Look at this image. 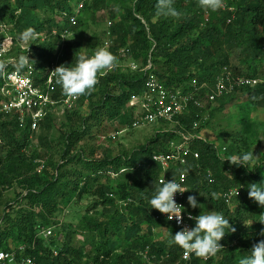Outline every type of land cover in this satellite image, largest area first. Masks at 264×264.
<instances>
[{"label": "trees", "instance_id": "16d2710c", "mask_svg": "<svg viewBox=\"0 0 264 264\" xmlns=\"http://www.w3.org/2000/svg\"><path fill=\"white\" fill-rule=\"evenodd\" d=\"M79 2L84 3L85 18L79 16L77 25L71 27L63 14L69 15ZM226 4L232 11H208L205 20L207 10L199 6L198 0H175L174 6L181 12L179 18L161 15L156 0H0V38H12L9 55L15 58L19 70L23 69L20 58L28 52L17 44L28 39L31 63L57 62V67H74L80 55H93L100 42L89 39L83 54L79 42L65 40L58 45L59 35L76 31L95 15L109 11L106 19L114 39L108 50L117 62L129 60L143 67L150 61L168 89L183 93L192 91L193 80L197 86H211L226 68L232 77L243 76L260 83L236 87L214 104L222 108L225 100L238 98L245 108L264 111V0H227ZM28 29L33 31L27 38L22 37ZM52 31L58 35L52 36ZM36 34L46 36L45 41L33 39ZM126 46L129 53L119 56V49ZM54 53H61V57L56 59ZM143 82V73L130 70L121 74L116 69L98 77L94 89L81 95L72 111L64 112L69 122L78 120V128H61L60 135L53 139L52 115L39 124L41 133L33 138L44 155L32 148L27 121L21 125L16 116L0 113V251L24 245L25 256L31 257L34 264H144L140 253L148 248L150 264H183L179 261L182 248L171 242L174 227L165 220H156L161 213L151 209L149 203L160 181L175 179L179 170H186L190 190L183 201L185 211L196 215L221 212L235 229L225 230L220 241L223 249L205 264H238L255 243L264 240V207L248 195L249 185L264 183V131L263 140H255L257 133L250 132L252 123L248 119H242L244 131L252 136L253 154L258 159L247 167L233 165L232 158L252 151L250 147L243 150L236 142H223L225 146L217 147L204 139L190 146L198 153L197 160L189 158L186 166H172L162 173L152 156L168 153L169 145L180 140L176 128L161 131L167 127L163 122L151 141L130 154L90 160L72 153L88 132L87 121L96 119L100 126V118L105 117L132 129L133 109L128 103L131 96L142 92ZM54 83L52 98L59 100L65 93L57 77ZM204 95L198 94L202 100ZM85 105L89 115L82 117L75 109ZM216 109L213 105L209 118ZM200 112L191 106L180 115L177 121L181 128L176 126L177 131H190L194 121H199L196 115ZM207 123H200L197 132L201 134ZM55 144L61 163L52 158ZM38 161H44L41 172H37ZM73 161L78 168L68 169ZM234 188L239 189V195L232 197L228 205L223 195ZM7 191L13 192L12 200L5 196ZM189 195L197 197L201 208L187 204ZM88 198L91 202L82 207L78 225L54 221L61 208L72 204L77 207ZM46 228H52L51 237H36ZM199 262L195 255L192 263Z\"/></svg>", "mask_w": 264, "mask_h": 264}, {"label": "built area", "instance_id": "2783aa9c", "mask_svg": "<svg viewBox=\"0 0 264 264\" xmlns=\"http://www.w3.org/2000/svg\"><path fill=\"white\" fill-rule=\"evenodd\" d=\"M226 1L227 0H225V3ZM83 4V2H79L72 7V12L69 15L63 14V17L66 18L71 27L77 25V19L81 16ZM220 11H232V8L228 7L226 4V7ZM208 13L209 12L206 11L205 20ZM227 22L229 23L230 20ZM110 26L111 24H108L101 46L106 49L110 48L114 39L109 30ZM51 35L56 36L58 33L57 31H52ZM68 35L69 32L66 31L61 33L59 35L60 43L58 45L68 40ZM42 37L43 36L36 34L33 39H40ZM44 37L46 39V36ZM45 39L43 41H45ZM27 41L28 40L21 43L26 44ZM12 47L13 40L11 37L6 36L0 38V63H2L0 70V98L2 99L0 103V113L16 116L21 125L27 121L31 131L30 139L33 140L34 134L39 130V124L48 115H51L55 108H61L63 112L72 111L77 106L81 95L70 96L65 94V96L59 100L53 99L52 94L55 90L54 79L56 76L52 71L57 67V62L45 64L38 63L40 65L38 68V64L28 61L23 65V69L19 70L15 58L9 55V53L12 52ZM20 49L27 50L28 53L26 56L28 58L30 49L27 47L22 48L21 46ZM128 53L129 48L127 46L118 51V55L121 57H125ZM54 56L58 59V57H61V53L55 54ZM9 67H11L12 70ZM127 67L131 71H138L144 75L142 92L131 96L128 103V106L133 109L134 121L132 127L136 129L140 126L159 125L160 122H163L166 126H171V129L176 128L175 132L178 133L180 137L179 142H172L169 145L171 149H169L168 153H160L152 156V161L160 165L162 173L167 172L172 166H178L179 168L186 166L189 158L198 159V153L191 149L190 146L197 140H204L197 131L200 127V123L208 120L209 111L217 98L229 95L236 87H252L260 83L257 79L243 76L232 77L230 72L226 68H223L211 86H207L206 84L197 86V81L193 80L191 82L192 91L183 93L180 89H168L155 74V69L150 61H147V64L143 67H140L134 62H131ZM103 76L104 75H97V80L98 77ZM200 92L205 93V99L202 100L198 96ZM191 106L201 111L196 115L199 121H194L190 131L184 133L181 132V130L177 131L176 126L180 127L177 118L186 113ZM171 129H166L164 132L170 131ZM38 163L37 172H41L44 167V161H38ZM175 179L187 188L186 174L181 175L178 173ZM185 194L186 192L183 194H175L174 199L177 204L184 206L183 201L185 199ZM237 195H239V189L234 188L227 194H224L223 199L225 203L229 205L232 197ZM125 204L126 203L123 205ZM181 215L182 222L179 224L175 218L168 220L166 214H160L156 216L155 219H162L171 224L175 229V234L183 228L190 229L194 227V220L189 219V215L192 217L198 216L192 212L186 211ZM51 236L52 228L41 229L36 235V237H43L45 239ZM25 250L26 246L21 245L13 251H0V264H34L31 257L25 256ZM140 255L144 264L151 263L152 258L150 257L148 248H145ZM194 256L195 254H190L182 249L179 261L183 264H193L192 261ZM208 259L209 258L205 259L199 257V264H205Z\"/></svg>", "mask_w": 264, "mask_h": 264}, {"label": "rangeland", "instance_id": "374dc122", "mask_svg": "<svg viewBox=\"0 0 264 264\" xmlns=\"http://www.w3.org/2000/svg\"><path fill=\"white\" fill-rule=\"evenodd\" d=\"M102 14V16L97 14L93 17L94 19L87 20L84 27H81L76 31L69 32L67 38L68 41L81 43V51L83 54H85L87 43L91 38H97L100 42L99 48L102 46L105 36L104 33L107 30L108 24H111L110 21L106 19V16H109V11H105ZM103 16H105V19ZM81 18H85L84 13H82ZM7 29H9V27H7ZM4 32L8 33L9 30L5 31L4 29ZM44 39L45 37L43 36L39 39V41H43ZM29 43V39L26 44L18 42L22 48H28ZM131 62L132 61L129 60L117 62L114 69L105 70L102 73H98V75H106L107 73L114 72L116 69L119 73L126 74L128 70H130L127 66ZM214 105L215 109H217L208 119V123L202 128V138L210 143H215L217 147L225 146V143L236 142L241 149L246 150L250 147L252 150V136L245 133L242 119H248V121L252 123L250 132L255 131L257 133L255 140L259 141L263 137L261 136V131H264V111L245 108L242 100L238 98H235L232 101L225 100L222 108H218L219 104L217 103ZM75 110H78V114H81L82 117L89 115L87 105L81 107L80 109L77 107ZM51 115V136L53 139H56L60 135L61 128H70L72 126L76 129L79 127L78 120L69 122L61 108H55ZM99 121L100 126L96 124V119L94 121H87L86 127L88 128V132L84 134L81 142L72 151L74 155H80L84 158L92 160L102 159L105 155L116 157L122 154H130L139 146H143L151 141V139L155 137L158 132V129L161 127V125L155 124L140 126L136 129H129L125 126H120L116 122H109L105 117H101ZM165 128L171 129V126H167ZM165 128L162 127L161 131L166 130ZM40 133L41 131L38 130L36 137ZM245 138H247V142L245 141ZM31 142L33 149L42 155L45 154L38 146L36 139H33ZM54 147L55 148L52 151L53 161L55 163H61L59 154L60 150L57 149L56 144ZM169 149H171L170 146ZM76 164L77 162L73 161L67 166V168H78V165ZM5 196L8 200H12L14 198L12 191H7ZM90 202L91 199L88 198L87 200L85 199L81 201L77 207L72 204L67 208H61L60 211L57 212L54 221L63 223L64 225H78V219L83 209L82 207L89 205ZM2 215L3 208L0 207V219ZM56 233L57 231L55 232V235ZM80 239L81 237L78 235L76 240L79 241Z\"/></svg>", "mask_w": 264, "mask_h": 264}, {"label": "clouds", "instance_id": "9594fccd", "mask_svg": "<svg viewBox=\"0 0 264 264\" xmlns=\"http://www.w3.org/2000/svg\"><path fill=\"white\" fill-rule=\"evenodd\" d=\"M198 3L202 9L210 12H217L226 7L225 0H198ZM174 4L175 0H156V6L161 15L179 18L181 12L177 10ZM32 31V29L26 30L22 37L27 38ZM28 61L27 56L21 57V66ZM116 65L117 60L113 54L108 49L101 47L95 50L91 56L80 55L74 67L62 64L56 67L52 73L57 77V83L62 87L65 94L79 96L87 94L94 89L98 83V73L112 70ZM255 159H258V157L254 156L253 150L232 158L235 162L233 165L242 167H247ZM179 173L184 175L186 170H179ZM189 191L176 179L172 178L167 182L162 180L154 188L153 195L149 199L151 209H155L161 214H166L168 220L175 218L179 224L182 222L181 214L185 212V208L183 205L176 203L174 196L177 193L183 194ZM248 195L256 203L264 207V183L249 185ZM187 204L193 209L201 208L197 197L193 195L187 197ZM189 219L194 220V227L190 229L183 228L174 235L171 234V242L188 253L195 254L197 257L205 259L214 257L223 249L220 241L226 235L225 230L227 229L229 232L235 231L234 228H231L229 219L221 212L208 211L196 217L189 215ZM261 235H264V231H262ZM238 264H264V240L255 243L249 254L243 256Z\"/></svg>", "mask_w": 264, "mask_h": 264}, {"label": "crops", "instance_id": "0c3cea01", "mask_svg": "<svg viewBox=\"0 0 264 264\" xmlns=\"http://www.w3.org/2000/svg\"><path fill=\"white\" fill-rule=\"evenodd\" d=\"M80 217H81V215L79 216V219H80ZM79 219H78V220H79Z\"/></svg>", "mask_w": 264, "mask_h": 264}]
</instances>
